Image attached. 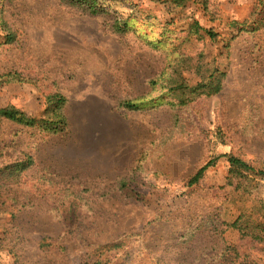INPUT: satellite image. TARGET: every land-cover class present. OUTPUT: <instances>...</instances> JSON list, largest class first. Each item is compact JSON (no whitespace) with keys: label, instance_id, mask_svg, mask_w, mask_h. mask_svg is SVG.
<instances>
[{"label":"rangeland","instance_id":"374dc122","mask_svg":"<svg viewBox=\"0 0 264 264\" xmlns=\"http://www.w3.org/2000/svg\"><path fill=\"white\" fill-rule=\"evenodd\" d=\"M100 3L111 16L60 0H0V75L28 81L0 78V108L42 119L60 94L70 126L52 135L0 122V169L33 161L2 198L0 264H83L114 244L109 264H220L234 246L264 264V243L227 229L244 208L264 206V181L236 191L221 158L187 185L218 156L264 161V0ZM178 45L226 74L218 95L179 107L166 85H152L172 70ZM183 77L199 81L194 69ZM141 99V110L124 106Z\"/></svg>","mask_w":264,"mask_h":264},{"label":"trees","instance_id":"16d2710c","mask_svg":"<svg viewBox=\"0 0 264 264\" xmlns=\"http://www.w3.org/2000/svg\"><path fill=\"white\" fill-rule=\"evenodd\" d=\"M61 3L76 7L79 10L87 13L91 16L109 15L108 11L100 8V0H60ZM154 3L171 4L175 7H184L189 0H149ZM114 21V30L119 33L128 32L129 28L126 23H123L117 18ZM6 25V24H5ZM196 26H199L196 23ZM204 32L214 40L216 35L211 31L204 30ZM5 44H13L16 40V35L9 29ZM183 47L178 45L175 47L176 57L169 60L168 64H171L169 68L171 71H164V74L159 79L154 80L152 85L155 87L158 84H164L167 89L173 93L174 103L173 106L187 107L194 103L196 100L202 98H210L218 95L223 88V81L226 78V74L219 72L218 69H211L205 67L202 61L203 55L196 63H193L191 57L182 51ZM195 70V73L199 76V81L196 84H191L183 77L184 71ZM24 75L9 72L0 75L1 82L4 83H28L24 78ZM67 100L60 94L51 95L47 99L48 107L45 117L38 119L36 117L29 116L14 107L0 108V122L9 121L16 123L20 126L27 128L38 127L45 133L52 135H65L69 130V119L65 113V107ZM147 102L129 101L124 104L125 108L132 111H137L145 108ZM221 158H226L229 163V176L228 185L235 188L236 191H242L246 194H252L254 187L264 181V161L261 163H252L246 161L242 156L237 155H223L210 159L206 165H204L199 171L191 176L188 180V186L193 187L198 185L205 177L206 172L215 167ZM33 165L32 158L19 161L12 165H8L0 169V214L4 213L5 202L3 201L4 193L12 186L19 185L28 170ZM226 226V225H225ZM228 230H237L240 233V239L250 240L251 243L263 244L264 243V206H254L252 209H243L238 219L229 227ZM120 249V245L114 244L106 247L99 248L98 251L91 255L92 262H84L83 264H109V255L112 250ZM223 259L220 264H257L249 262L247 258L242 259V255L239 254L237 246L227 247L222 251ZM230 263H229V261Z\"/></svg>","mask_w":264,"mask_h":264}]
</instances>
